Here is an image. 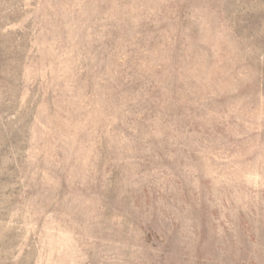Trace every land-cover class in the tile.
<instances>
[{"label":"rangeland","instance_id":"obj_1","mask_svg":"<svg viewBox=\"0 0 264 264\" xmlns=\"http://www.w3.org/2000/svg\"><path fill=\"white\" fill-rule=\"evenodd\" d=\"M0 264H264V0H0Z\"/></svg>","mask_w":264,"mask_h":264}]
</instances>
